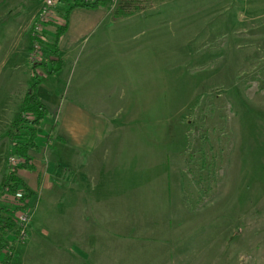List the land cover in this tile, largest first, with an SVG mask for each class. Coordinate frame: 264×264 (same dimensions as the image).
Here are the masks:
<instances>
[{"label": "rangeland", "instance_id": "obj_1", "mask_svg": "<svg viewBox=\"0 0 264 264\" xmlns=\"http://www.w3.org/2000/svg\"><path fill=\"white\" fill-rule=\"evenodd\" d=\"M240 1H155L140 11L143 24L118 21L114 38L102 43L98 31L77 55L79 76L65 84L67 97L111 100L79 104L99 111L94 149L82 152L50 133L51 123L62 121L54 113L38 128L33 169H19L18 176L32 186H43L42 179L49 186L52 174L69 172L88 180L80 185L90 186L84 206L99 207L100 214L99 228L83 231L82 264H264V36L255 35L264 30V0L258 16L248 6L237 20ZM57 6L43 41L52 38L51 26L64 23ZM243 12L251 16L244 22ZM11 27L0 23V182L14 166L4 133L33 62L45 56L41 43L32 59L31 42L9 38ZM72 112L63 126H92L82 112ZM82 135L92 138L73 136ZM63 187L48 189L47 198L55 195L50 206H61ZM1 194L3 214L14 222L9 240L17 239L19 215L29 214L13 253L23 264L36 242L40 250L48 240L63 242L58 229L32 227L38 196L14 210L12 196Z\"/></svg>", "mask_w": 264, "mask_h": 264}, {"label": "crops", "instance_id": "obj_2", "mask_svg": "<svg viewBox=\"0 0 264 264\" xmlns=\"http://www.w3.org/2000/svg\"><path fill=\"white\" fill-rule=\"evenodd\" d=\"M262 1L263 0H245L242 3L241 0L240 2L243 4V8L242 6L241 8L237 6V20L240 17V12L244 11V9L248 8V6H250L253 10L251 14H253V16L255 17L258 16L257 11L261 7L260 4ZM39 4H41V0H0V23L13 24V27L5 30L9 38L16 39L17 36H22L23 38H27V43L30 41V30L33 16L32 14L33 11H35L36 8L40 6ZM58 4L61 5L60 3ZM141 12L139 11L136 14L120 19H114L112 17V9L104 7H75L69 12L66 20V30L61 35L58 42L59 55L62 59L63 66L60 71L53 75H45L43 73L45 75L44 79L46 81L43 82L44 79H42V77L40 78V83L37 87V95L49 111L51 119L54 118V113L59 118L61 117L62 121L59 122L57 120L58 123L55 124V129L53 130V132L55 135L62 137L63 140H65L66 144H69V146H71L72 148L78 149L82 152H89L88 150L94 149V133H99V127L94 128L93 126L94 119L97 120L98 125L100 116L99 111L97 110L94 112L93 110H90L87 107L79 104H84L86 101L96 104L100 102L105 103L111 101L110 99L106 100L105 98H84L79 101H74L73 99L67 97L65 84L75 76H79L76 75L75 66L77 62V55L82 54V50L86 47L91 38H95V35H97L98 31H100L101 33L102 30V33L99 36V38L103 40L102 43H106L105 39L110 40L111 38H114L117 34V25L120 24L119 23L116 25L118 21H127L123 25L127 26L128 24V26L131 27V24H134L137 21L141 20L142 23V20H147L143 19L145 18V16L140 15ZM261 14L262 16H264L263 8H261L259 17H261ZM249 16L250 15L243 12L241 21L244 22L245 20H247L246 17ZM257 20L260 22L259 18ZM261 22L264 23V21L262 20ZM50 31L51 34H53L54 29L52 26L50 27ZM261 34H263L264 36V30L261 33L255 34L257 35V39L261 37ZM68 62L70 68H68ZM84 77L85 75L79 80L77 84H81L84 80ZM29 80L30 77L28 79V82ZM87 94L90 96L89 92ZM72 111L82 112V116L91 120L92 126L88 129L80 128L78 126L75 127L74 125L63 126L62 123H66L65 120L67 119L65 116L67 114H69V116L73 114ZM80 118L82 119V117ZM48 130L50 131L49 127ZM61 133H64L65 136ZM86 133H90L92 138L90 139L89 136L83 137L86 135H82L78 138H75L73 136ZM30 156L32 158L31 154ZM32 163L34 164V162ZM53 175L54 174H52V176H50L49 178L51 182L49 186H46V179H42L44 187L42 185L32 186L30 181L25 182L33 190V196H38L39 200V205L36 209V217L34 219L32 227L35 231L43 229L41 228V226H43L45 230H47L48 226L51 229H58L62 232V236H65V239L62 242L63 244L56 243L55 241L49 243L48 240L44 243L43 250H40V245L38 242H36L34 247L35 249L26 251V254L28 256L27 261L28 264H82L84 263V260L82 259V253L78 251V248L82 249L85 245L83 231H93L99 228V207L84 206V190H86L87 193V191L90 189V186H80L84 185L88 181L82 175H72V173L70 172L62 177H53ZM53 184H55L57 187H63V185H65L63 187L64 190L62 191L64 192V195H62L61 197V199L64 201L61 203V206H59V208H55L49 205L54 201V193L50 196L51 198H47L48 189L50 191L54 190ZM43 188L44 191L41 192ZM94 216H96V218H94ZM114 221L115 219L112 220V223H114ZM93 236L94 235H91L90 237L94 239ZM58 245H62L63 247H58ZM87 245L94 246V244ZM49 251L54 253V256H52L51 258L44 255ZM42 253L43 255H41ZM62 254H64L63 259L60 258ZM24 261V258L22 261V257H19V255H15V260L10 264H23Z\"/></svg>", "mask_w": 264, "mask_h": 264}, {"label": "trees", "instance_id": "obj_3", "mask_svg": "<svg viewBox=\"0 0 264 264\" xmlns=\"http://www.w3.org/2000/svg\"><path fill=\"white\" fill-rule=\"evenodd\" d=\"M159 0H118L114 6H111L110 0H71L63 6L62 0H58L57 11L62 15L64 23L57 25L52 34V38L46 41L41 40L44 47L45 56L40 62H33L30 70V80L25 92L20 108L13 114L12 121L5 131L4 136L11 143V153L19 158L14 163L13 169L2 177L0 182L1 195L8 194L10 203L14 205V210L26 208L29 199L33 196V190L18 176L19 169H33L32 158L29 150H37L38 128L44 119L50 116L44 103L37 95V87L40 83L41 70L45 75H53L60 71L63 66L62 59L59 55L58 42L61 35L66 30V20L69 12L75 7L99 8L104 7L112 9L114 19L125 18L144 10L150 3ZM30 42H32L30 38ZM55 129V124L51 123L50 133ZM47 133L45 134V137ZM61 138V137H60ZM19 191V192H18ZM7 211L6 207L0 205V264H10L15 260L13 255L16 242L20 237V227L17 226L14 233L17 239L9 240L7 236L14 228V222L11 217L3 214ZM16 241V242H15ZM18 243V242H17Z\"/></svg>", "mask_w": 264, "mask_h": 264}, {"label": "built area", "instance_id": "obj_4", "mask_svg": "<svg viewBox=\"0 0 264 264\" xmlns=\"http://www.w3.org/2000/svg\"><path fill=\"white\" fill-rule=\"evenodd\" d=\"M118 0H110L111 6H114ZM58 0H42L41 7L39 12L34 20L31 30V57L32 59H37L39 57V53L41 52V40L44 39L43 32H45V26L48 24L51 15L54 14V8L57 5ZM12 164L16 163L19 158L17 156L12 155L10 158ZM28 211H24L18 217L19 227H20V238H24L26 235L27 222H28Z\"/></svg>", "mask_w": 264, "mask_h": 264}]
</instances>
